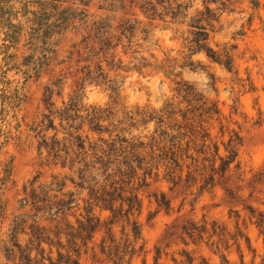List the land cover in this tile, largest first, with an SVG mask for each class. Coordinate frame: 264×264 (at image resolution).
<instances>
[{"label":"rangeland","instance_id":"1","mask_svg":"<svg viewBox=\"0 0 264 264\" xmlns=\"http://www.w3.org/2000/svg\"><path fill=\"white\" fill-rule=\"evenodd\" d=\"M9 24L17 26L14 43ZM210 50L228 53L231 70L208 57ZM0 131L12 135L0 151L9 171L0 184V264H26L39 248L46 259L48 248H37L33 233L56 224L77 229L90 217L99 223L92 239L85 232L76 239L79 262L109 264L90 249L105 235L110 212L94 206L73 184L76 175L44 148L56 141L62 149L77 136L142 143L145 161L151 149L182 157L180 184L167 180L158 160V177L153 169L139 189L144 253L132 264H154L156 249L157 264H186V255L195 264L224 257L227 264H264V232L246 217L248 207L264 213V0H0ZM203 135L206 156L214 144L224 155L232 139L239 169L200 192L199 183L184 180L186 156L202 166L196 151ZM51 183L58 184L48 192ZM60 184L75 199L64 214L26 201L33 190L51 198ZM160 194L169 211L154 202ZM203 217L221 225L220 239L183 240L181 226ZM114 233L120 236L119 226Z\"/></svg>","mask_w":264,"mask_h":264},{"label":"trees","instance_id":"2","mask_svg":"<svg viewBox=\"0 0 264 264\" xmlns=\"http://www.w3.org/2000/svg\"><path fill=\"white\" fill-rule=\"evenodd\" d=\"M177 8L180 9V5ZM207 10L210 11L209 9ZM197 28L199 29L198 33L205 36L204 28ZM16 29V25L9 24L7 35L9 36L8 41L11 43L17 40L18 32ZM199 48L202 49V45H199ZM208 57L216 63L223 65L227 70H231L232 59L228 53L221 55L210 50ZM95 130L99 131V129ZM201 138V147L196 152L203 154L200 163L202 166L198 169V160L191 156H186L187 159L191 160V164L185 166L187 171L184 180V183L188 187L199 183L200 192L204 189L213 188L215 181L225 178L232 168L239 169L236 144L233 145L234 141L232 139L225 146L224 155H220L219 147L214 144L212 146L211 156H206L211 149L210 146L205 144L207 140L206 136L203 135ZM11 139L12 135L10 131H0V151ZM85 140L86 138L83 139L80 136L74 137V143L68 144L67 146L63 145L62 149H59L58 144L60 143H56V141L51 146H48L44 141V148L53 160L62 159L60 163L62 168H67L76 175L78 181L73 182V184L79 190L87 191L88 200L92 201L94 206L110 212L106 223L105 235L101 238L99 244L90 249L93 257L99 255L109 264H132L135 257L144 253L141 225L137 219L142 207L139 189L149 185L147 179L151 178L153 169H155V177H158V170L161 166L164 167L165 176L173 186L180 184L182 182L183 172V165H180L182 157H179L176 152H171L169 155L166 154L164 158L160 155L155 156L151 149L149 161H145L144 156L140 154V151L143 152L144 150L142 143H138L137 145L127 141V139L120 138L111 139L110 141L99 138V143H90ZM73 148L76 149L74 150ZM158 160L161 161V165L157 162ZM217 162L218 165L216 166ZM2 165L0 164V166ZM191 166L195 168L192 169ZM177 168L178 173H176ZM198 170L200 171L196 176L195 173ZM140 171H142L141 174L139 173ZM8 173V169L2 166L0 170V184L5 182ZM52 184L58 183H51L50 186L46 187L48 192L52 191ZM58 186H60L57 190L58 194H54L51 197L53 200L46 195L43 199H39L40 197L34 195L35 191L33 190L26 201L30 202L29 205L35 210L48 208L50 212H53V215L64 214L65 211L71 209L75 203V199L73 194H65L62 192L64 185L60 184ZM154 202L158 208L169 211L171 203L165 195L160 194V197L154 195ZM38 204L43 207L38 206ZM248 208L249 211L246 217L261 232H264V213L251 207ZM237 218H239V215ZM87 221V224L79 226L77 229L70 225L62 228L58 224L51 231L38 229L40 233H33L32 237L38 242L37 248L42 243L46 244L48 248L47 257L44 259V249L39 248L37 254L41 258L36 260L37 254L35 258L28 256V262L26 264H80V247L76 246L75 241L83 232L86 234L84 237L85 240L92 239L99 219L90 217ZM118 226L120 227L119 237L114 233V228ZM236 226H238V219ZM180 230V236L183 240L188 238L193 242H202L205 237L207 239L206 242H208L215 236H218L220 239L222 235L221 225L216 221H208L204 217L199 223L191 220L186 221ZM238 232L240 231L238 230ZM240 236L242 237L241 234ZM62 237L66 238L68 242L67 247L62 243ZM82 246L85 247L84 253L86 254L87 242L82 243ZM53 249L56 253L55 259L52 258ZM156 252L157 258L154 264H157L160 250L156 249ZM227 263L226 258H222L221 264ZM186 264L195 263L191 257L186 255Z\"/></svg>","mask_w":264,"mask_h":264}]
</instances>
